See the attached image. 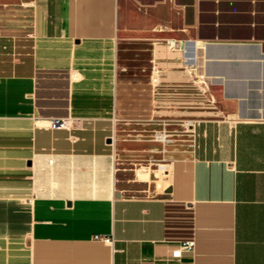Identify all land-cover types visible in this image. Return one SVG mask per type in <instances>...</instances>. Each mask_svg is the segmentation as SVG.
<instances>
[{"label":"crops","instance_id":"crops-1","mask_svg":"<svg viewBox=\"0 0 264 264\" xmlns=\"http://www.w3.org/2000/svg\"><path fill=\"white\" fill-rule=\"evenodd\" d=\"M0 264H264V0H0Z\"/></svg>","mask_w":264,"mask_h":264},{"label":"rangeland","instance_id":"rangeland-1","mask_svg":"<svg viewBox=\"0 0 264 264\" xmlns=\"http://www.w3.org/2000/svg\"><path fill=\"white\" fill-rule=\"evenodd\" d=\"M188 119L191 118L175 115L173 118L170 117L152 123L127 124V128H123L121 124H115V142L120 138L121 140L151 143L153 155L136 156L130 160L129 166L134 167L143 163L154 167V163L157 161L167 162L173 149H182L187 146L191 133V122H187ZM157 134L163 135L158 139Z\"/></svg>","mask_w":264,"mask_h":264},{"label":"built area","instance_id":"built-area-1","mask_svg":"<svg viewBox=\"0 0 264 264\" xmlns=\"http://www.w3.org/2000/svg\"><path fill=\"white\" fill-rule=\"evenodd\" d=\"M168 43H169V45H171L172 41L169 40ZM46 124L48 126L55 127V126L65 124V120L62 118L53 117V118H49L48 120H46ZM191 248H192V240L181 241V242L173 245L170 248L167 257H165V259H163V260H172V259L176 260L181 256L182 252L191 251Z\"/></svg>","mask_w":264,"mask_h":264},{"label":"bare ground","instance_id":"bare-ground-1","mask_svg":"<svg viewBox=\"0 0 264 264\" xmlns=\"http://www.w3.org/2000/svg\"><path fill=\"white\" fill-rule=\"evenodd\" d=\"M68 122V121H67Z\"/></svg>","mask_w":264,"mask_h":264}]
</instances>
